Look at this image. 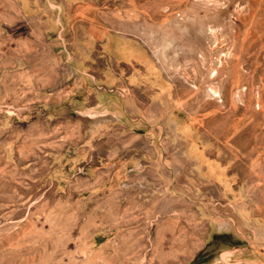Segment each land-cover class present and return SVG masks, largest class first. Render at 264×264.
I'll use <instances>...</instances> for the list:
<instances>
[{
	"label": "rangeland",
	"instance_id": "rangeland-1",
	"mask_svg": "<svg viewBox=\"0 0 264 264\" xmlns=\"http://www.w3.org/2000/svg\"><path fill=\"white\" fill-rule=\"evenodd\" d=\"M262 256L264 0H0V264Z\"/></svg>",
	"mask_w": 264,
	"mask_h": 264
},
{
	"label": "crops",
	"instance_id": "crops-1",
	"mask_svg": "<svg viewBox=\"0 0 264 264\" xmlns=\"http://www.w3.org/2000/svg\"><path fill=\"white\" fill-rule=\"evenodd\" d=\"M113 42L115 43L118 51L123 56L130 58V59H134L137 56H140L141 58L143 57V52H141L140 49H138L134 44H131L129 41L118 37V38H115ZM162 87L165 89L167 88L166 85H162ZM257 260L262 261L264 263V256L258 258Z\"/></svg>",
	"mask_w": 264,
	"mask_h": 264
}]
</instances>
